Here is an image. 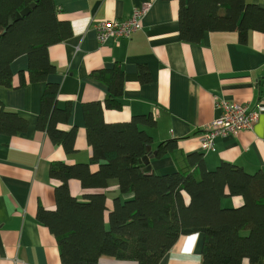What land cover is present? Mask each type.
<instances>
[{
  "label": "trees",
  "instance_id": "obj_1",
  "mask_svg": "<svg viewBox=\"0 0 264 264\" xmlns=\"http://www.w3.org/2000/svg\"><path fill=\"white\" fill-rule=\"evenodd\" d=\"M177 1L178 34L184 42L199 43L208 32L235 31L245 43L250 32L264 33V8L248 0ZM31 3L30 12L15 20ZM71 35L54 0H0V87H14L11 63L25 55L27 78L20 72L17 87L45 84L36 129L67 154L75 151L77 130L60 125L68 123L72 103L59 106V84L47 80L55 72L47 48ZM91 75L108 85L105 107L121 108L122 66ZM83 111L91 157L73 164L53 161L49 176L57 182L55 208L38 205L35 213L56 240L60 264H105L102 258L159 264L181 236L196 233L202 235L199 264H264V171L249 173L229 162L209 170L202 152L186 153L178 139L169 138L157 143L155 157L168 155L176 170L144 172L141 159L152 137L143 127L153 128V117L134 115L108 123L100 103L87 104ZM27 126L15 112L0 109V133L20 134ZM71 179L83 189H106L115 181L118 194L111 198V208L105 192L73 196ZM234 198L239 202L230 204Z\"/></svg>",
  "mask_w": 264,
  "mask_h": 264
},
{
  "label": "crops",
  "instance_id": "obj_2",
  "mask_svg": "<svg viewBox=\"0 0 264 264\" xmlns=\"http://www.w3.org/2000/svg\"><path fill=\"white\" fill-rule=\"evenodd\" d=\"M248 1L264 8V0ZM54 3L58 17L69 22L72 35L48 46L55 72L47 80L59 84V106L72 103L70 119L60 128L76 127L75 151L67 154L36 129L45 84L27 82L17 87L20 72L27 78L28 60L25 55L16 58L11 63L14 87H0V109L15 112L28 126L20 134L0 133V264H60L56 240L36 221L35 213L38 205L55 208L57 182L49 176L50 164L87 162L91 157L83 111L87 104L100 103L108 123L151 115L156 125L143 127L152 137L151 150L162 140L176 138L184 152H202L209 170L229 162L249 173L264 171V33L252 31L247 41L240 43L235 31H213L199 43H187L178 34L177 0ZM146 4L141 28L129 38H110L103 44L97 40V23L126 20L134 9ZM117 63L123 68L121 108H106L108 85L91 73L112 69ZM221 99L258 110V120L252 130L217 137L214 150L203 152L200 137L205 125L221 113L216 105ZM149 163L158 174L176 170L168 155L153 156ZM69 188L78 198L85 193L105 192L110 203L118 194L115 181L106 189H83L79 181L71 179ZM228 202L237 204L239 200ZM201 246V234L181 236L159 264H199ZM101 262L128 264L108 258Z\"/></svg>",
  "mask_w": 264,
  "mask_h": 264
},
{
  "label": "built area",
  "instance_id": "obj_3",
  "mask_svg": "<svg viewBox=\"0 0 264 264\" xmlns=\"http://www.w3.org/2000/svg\"><path fill=\"white\" fill-rule=\"evenodd\" d=\"M149 4L142 5L133 10L126 20H109L96 24V38L100 43L108 39L119 40L129 38L132 33L141 28L142 19L145 16ZM221 113L205 125V130L200 137V149L214 150V141L217 137L236 135L244 130H252L258 120L259 111L249 109L246 105L227 102L224 99L217 100Z\"/></svg>",
  "mask_w": 264,
  "mask_h": 264
},
{
  "label": "water",
  "instance_id": "obj_4",
  "mask_svg": "<svg viewBox=\"0 0 264 264\" xmlns=\"http://www.w3.org/2000/svg\"><path fill=\"white\" fill-rule=\"evenodd\" d=\"M34 6H35V3H31L29 6L24 7L21 11L16 13L15 20H18V19L22 18L23 16L27 15L30 12L31 8H33ZM12 22H13V20L10 17L9 18V25H11ZM155 154H156V150H151V146L148 145L147 149H146V152H145L144 156L141 159V163H142L144 172H148L149 173V172L152 171V167H151V165L149 163V160H150L151 157L155 156Z\"/></svg>",
  "mask_w": 264,
  "mask_h": 264
},
{
  "label": "rangeland",
  "instance_id": "obj_5",
  "mask_svg": "<svg viewBox=\"0 0 264 264\" xmlns=\"http://www.w3.org/2000/svg\"><path fill=\"white\" fill-rule=\"evenodd\" d=\"M108 205L111 208L110 198L108 199Z\"/></svg>",
  "mask_w": 264,
  "mask_h": 264
}]
</instances>
